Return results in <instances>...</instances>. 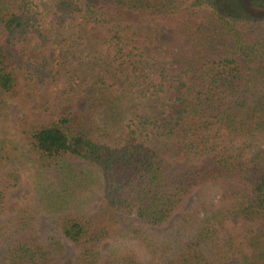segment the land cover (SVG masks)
<instances>
[{
  "label": "trees",
  "instance_id": "1",
  "mask_svg": "<svg viewBox=\"0 0 264 264\" xmlns=\"http://www.w3.org/2000/svg\"><path fill=\"white\" fill-rule=\"evenodd\" d=\"M166 25L191 56L158 50ZM28 86L45 101L19 143L0 142V264H139L102 252L130 219L173 229L164 264H264V0H0V110ZM19 144L64 191L97 187L95 208L42 187L36 202L11 200ZM208 191L215 201L186 209ZM38 206L75 258L40 238Z\"/></svg>",
  "mask_w": 264,
  "mask_h": 264
},
{
  "label": "rangeland",
  "instance_id": "2",
  "mask_svg": "<svg viewBox=\"0 0 264 264\" xmlns=\"http://www.w3.org/2000/svg\"><path fill=\"white\" fill-rule=\"evenodd\" d=\"M41 10H44L52 0H32ZM196 37L201 38L208 31L206 26L200 21L194 29ZM159 32V47L158 50L163 53L176 54L179 56H191L193 49L191 43L187 39H181L177 25H166L158 27ZM33 43H29V48L34 49ZM95 90L89 88V98H94ZM45 97L34 92L33 86H28L22 100L17 102L7 101L6 105L0 110V142L3 139L13 140L14 144L19 143L20 138L17 134V126L24 118L31 117L36 114L38 108L44 103ZM18 160L6 167L8 172L18 174L17 181L10 179L8 181V196L11 200L18 203H26L29 201L36 202L39 194V189H48L49 192H58L62 197L72 192L75 195L74 207L80 212H89L94 209L100 200V192L97 187L85 188L81 185L76 187L72 183H68L70 190L64 191L66 182L56 178L53 171L44 168L41 162L32 157L25 147L21 144L16 149ZM76 168L83 173H91L96 175L92 167L87 164L79 163ZM5 169V170H6ZM217 197V192L208 191L206 196L199 195L190 199L186 209L195 208L199 202H213ZM203 201V202H202ZM39 221L38 233L41 239L52 238L62 247L64 259H73L77 255V250L60 236L56 229V216L48 214L38 206ZM2 222V219H0ZM137 224L130 220L122 222L123 234L118 238L107 242L102 246L103 255L107 256L112 251L120 254L123 251L131 250L138 258L139 264H164L167 258L172 257L175 249L174 242L171 239L173 229H153L146 228L144 231L137 230ZM140 228V227H139ZM132 231H137L141 234L140 238H134L130 234ZM142 239L149 242L148 245L142 243ZM167 252V253H166ZM166 253V254H165ZM105 263V260H104Z\"/></svg>",
  "mask_w": 264,
  "mask_h": 264
}]
</instances>
